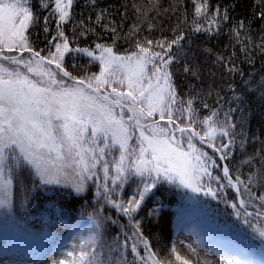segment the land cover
<instances>
[{"label": "snow or ice", "instance_id": "snow-or-ice-1", "mask_svg": "<svg viewBox=\"0 0 264 264\" xmlns=\"http://www.w3.org/2000/svg\"><path fill=\"white\" fill-rule=\"evenodd\" d=\"M89 4L95 25L107 28L106 10H96L97 0L85 7ZM193 6L192 31L219 35L228 26L231 51L216 53L213 60L220 87L213 81L205 89L197 53L186 50L183 26L189 19L183 3L175 6L182 11L171 38L161 28V38L137 35L133 46L120 51L115 37L111 44L80 46L76 26L86 36L93 21L83 13L76 19L74 0L35 5L0 0V219L7 222L13 215L17 181L22 207L30 191L47 186L63 187L77 198L89 195L94 202L87 232L77 231L71 248L50 237L54 264H173V258L191 264L175 243L162 256L145 235L152 219H161L164 204L158 202L144 217L140 213L165 183L190 190L193 202L201 195L223 202L261 242L259 249L234 247L228 233L191 230L195 239L186 246L192 252L203 249L226 264H257L249 257L259 254L264 264V139L245 127L250 98L264 104V74L259 80L254 75L256 54L264 58V27L257 42L251 35L254 21L233 16L234 4L213 7L210 0H193ZM158 16L157 11L148 21L149 32L160 27ZM258 19L264 22V9ZM70 24L71 40L65 31ZM33 29L44 33L45 47L32 40ZM71 53L83 54L99 71L74 75L66 66ZM245 62L252 67L247 75L241 67ZM176 64L199 82L184 95L174 79ZM126 189H131L127 198Z\"/></svg>", "mask_w": 264, "mask_h": 264}, {"label": "trees", "instance_id": "trees-1", "mask_svg": "<svg viewBox=\"0 0 264 264\" xmlns=\"http://www.w3.org/2000/svg\"><path fill=\"white\" fill-rule=\"evenodd\" d=\"M33 4H37L38 0H32ZM89 0H74V15L76 19L81 18V13L86 18L90 14L93 21V29L89 31L86 36L79 35L80 27L77 25V35L79 36L80 46H94L92 42H102L111 44L113 38L116 39V49L123 51L129 49L134 45L137 35L140 38L148 37L155 40L161 38V28L163 30V36L171 38L174 35V29L177 27L178 21L181 16V9L175 6L178 3H183L184 10H186L189 25H184L187 33V38L184 41L186 50L188 48L194 49L197 53V60L201 67V81H203L205 89L207 85L215 81V86H221L220 71L213 64L214 56L216 53H223L228 55L231 51L230 37L228 26H222L219 35L212 33H206L203 31L194 32L190 27V22L193 16V0H97V11L99 9L106 10V20L108 22L107 28H102L95 25V11L92 10ZM210 4L214 7L217 4L220 5H235L234 11L231 12L237 19L249 18L254 22L252 23L253 38L259 42L260 29L264 27V22L258 19L259 12L264 9V0H210ZM137 10H139V16H137ZM159 12V19L162 23L160 27L149 32L147 29V23L152 16ZM47 14L46 12L44 13ZM155 23V21H153ZM55 25H53V28ZM115 27L116 31L113 33L110 29ZM66 34L70 40L73 38V26L70 24L65 29ZM39 32V36L36 33ZM32 40L37 43L38 47H45L44 33L40 29L32 30ZM99 38V39H98ZM50 39V37H49ZM76 45L73 44V47ZM206 49H212V54L207 53ZM157 51L159 49H156ZM75 65V67H73ZM66 66L73 74H84L85 72H97L99 71L98 64H89L88 58L83 54L71 53L66 56ZM245 70V73L252 71V67L246 62L241 65ZM264 68V58L259 53L256 54L255 63V79L259 80L261 69ZM175 73L174 79L178 86L177 90L181 95H184L189 90V85L192 83H199L191 76H186L181 68L180 64H176L173 68ZM216 72V77L213 78L209 75V72ZM239 82V77H237ZM225 94V93H222ZM214 99L210 98L208 103L211 104ZM199 107V104H197ZM206 114L204 110L201 111V115ZM246 130L250 134H257L261 139H264V104L260 102L257 96H252L246 104ZM165 123V122H161ZM258 146V145H257ZM252 146H249L248 151L251 153ZM240 159L237 156V160L231 161V166L235 170V166ZM243 171L247 174L248 168L245 167ZM24 177V183L27 187H31V179L27 172L22 174ZM69 190L59 186H51L47 189L45 187L37 188L34 191L28 193V203L25 206H21L22 193L19 187V182H14L13 194L14 198V211L16 216L27 223L31 221L32 217H41L42 219H48L49 222L72 224L76 220H84L79 224L85 223L89 227V221L87 220V214L92 211L94 202L89 195H85L82 198L70 196ZM131 194V189H126V196ZM230 193V198H231ZM195 194L190 190L177 188L175 185L163 184L159 186V190L156 191V196L146 201L144 211L140 213V217L147 215L149 208L155 207L158 202H162L164 207L161 211V219L157 221L152 219L150 225L145 228V235L149 236L153 247L157 249L163 256L168 253L174 243L175 233L177 228V219L179 215H190L193 217L202 229H207L215 233H228L231 237V243L234 247L241 245L249 248L259 249L261 242L259 238L253 239L255 235L251 229L247 226L240 225V222L233 216L230 207H227L223 202H218L210 197H204L201 195L197 202H193ZM62 210V211H61ZM251 211V209H249ZM83 212V217L81 213ZM115 215V213H110ZM55 219L53 220L52 218ZM138 217V218H140ZM121 223L126 224L127 221L121 218ZM239 226V228H237ZM71 226L68 230H72ZM118 230L113 228V233ZM8 236L4 239L5 234ZM47 237V238H46ZM50 237H54L50 232L42 235H28L21 233L17 228L11 226L0 227V242L8 241L10 248H19L23 253L28 251L23 248L25 245H35L37 251L41 249H48L52 246ZM57 244L61 242L60 237H54ZM23 242L24 245L20 246L19 243ZM44 251V250H43ZM41 251V252H43ZM46 251V250H45ZM255 259L259 264L262 257L257 254L255 257H249ZM173 264H179L173 258Z\"/></svg>", "mask_w": 264, "mask_h": 264}, {"label": "rangeland", "instance_id": "rangeland-1", "mask_svg": "<svg viewBox=\"0 0 264 264\" xmlns=\"http://www.w3.org/2000/svg\"><path fill=\"white\" fill-rule=\"evenodd\" d=\"M51 186L45 187L46 189ZM53 187V186H52ZM15 196L13 195V200ZM31 221L24 223L19 216H16L15 211L11 218L5 222L0 219V227L11 226L17 228L21 233H26L30 235H42L44 233L50 232L54 237H60L61 242L58 244L64 245L67 248H71L72 237L77 231L87 232L88 226L81 225L84 220L73 221L72 224H67L62 221V223L49 222L48 219H42L41 217L31 216ZM181 215L177 219V228L175 233L174 243L176 244V249L191 264H226V261L222 262L219 257L215 255H206L203 249H199L197 253H194L186 245L190 244L195 237L190 235L191 230L200 231L202 228L197 223V221L190 215H183V223L180 220ZM53 220L55 219L52 218ZM73 226L72 230H68ZM8 236L5 234L4 239ZM47 238V237H46ZM184 241V243H181ZM10 243L8 241L0 242V264H54L57 256L51 255V248L48 252L41 254V251L36 252L34 247H31L30 251L23 253L19 248L9 247ZM195 247V245H193ZM45 250V249H43Z\"/></svg>", "mask_w": 264, "mask_h": 264}]
</instances>
